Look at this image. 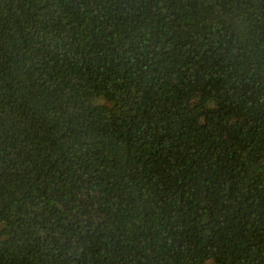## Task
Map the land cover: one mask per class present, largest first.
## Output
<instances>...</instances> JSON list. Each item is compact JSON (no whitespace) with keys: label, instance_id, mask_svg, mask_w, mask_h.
<instances>
[{"label":"trees","instance_id":"obj_1","mask_svg":"<svg viewBox=\"0 0 264 264\" xmlns=\"http://www.w3.org/2000/svg\"><path fill=\"white\" fill-rule=\"evenodd\" d=\"M0 264H264V0H0Z\"/></svg>","mask_w":264,"mask_h":264}]
</instances>
